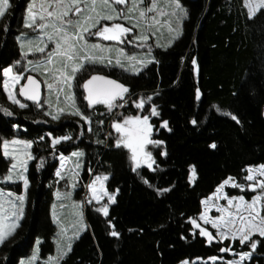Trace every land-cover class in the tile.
I'll return each mask as SVG.
<instances>
[{
    "label": "trees",
    "instance_id": "trees-1",
    "mask_svg": "<svg viewBox=\"0 0 264 264\" xmlns=\"http://www.w3.org/2000/svg\"><path fill=\"white\" fill-rule=\"evenodd\" d=\"M28 1L9 0L10 7L0 19V69L22 56L45 58L35 48L22 51L16 39L29 30L24 23ZM151 1L144 0V5ZM182 2L186 7L182 32L170 46L150 43L142 66L133 62L135 68L118 54L111 64L105 59L103 64L85 66L75 79V97L68 92L74 107L67 96L55 92L59 101L45 99L44 108L30 103L20 108L7 99L0 85V141L14 134L25 136L33 140L36 158L27 173L24 218L13 240L0 245V264H17L37 237L41 257L54 252L52 206L56 189L64 181L56 175L57 155L78 149L82 155L77 170L84 181L87 169L109 172L106 188L115 193V202L108 206V216L94 204H85L87 228L71 242V251L59 264H179L184 260L209 264L204 260L210 256L227 257L219 254L222 242L208 243L191 221L201 214L202 200L225 179L232 177L243 184L246 167L264 163V7L250 18L243 0ZM116 56L123 67L115 64ZM93 71L124 82L129 89L126 98L142 97L156 108L159 115L152 117L153 138L162 143L152 150V168L141 166L133 171L127 149L115 146L110 120L117 107L111 111L104 103L88 107L80 85ZM58 109L64 111L53 120L51 114ZM76 109L81 115L71 114ZM164 121L166 128L161 126ZM47 132L70 139L62 140L55 149ZM213 143L214 149L210 147ZM7 166L0 144V174ZM78 182L76 193L82 198L84 183L82 179ZM2 185L18 191L21 184ZM226 190L231 195L253 193L231 186ZM113 230L118 237L110 234ZM252 240L259 243L248 264H264V237L255 235ZM250 243L241 245L237 239L230 247L233 252L251 251Z\"/></svg>",
    "mask_w": 264,
    "mask_h": 264
},
{
    "label": "snow or ice",
    "instance_id": "snow-or-ice-1",
    "mask_svg": "<svg viewBox=\"0 0 264 264\" xmlns=\"http://www.w3.org/2000/svg\"><path fill=\"white\" fill-rule=\"evenodd\" d=\"M174 6L180 12H183V8L179 4V0H173ZM144 4V0H49L47 5H42L43 14H38L34 12L35 3L31 4L28 8V22L27 27H37L38 29L45 31V36L47 40L54 44V48L47 50V44H44L43 40L39 41V44H44L43 47L37 45L35 51L44 54L45 58L43 60H38L35 64L29 61L31 65L30 69L26 71H34L39 73L41 69H45V75L51 76L54 80V83H47L45 86L47 89L56 92H62L63 86L66 85L69 89L72 87V81L76 78V74L84 67L85 63H104L106 59V53L110 52L111 49L106 46H101L100 44H89L88 37H99L105 41H115L117 43H132V40H128L129 34L132 32V28L137 27L142 23H147L149 27L158 23L155 16L148 17V13L157 12V7L155 4H150L145 7H141ZM114 5H129L126 8L117 9ZM10 7L9 0H0V18L4 17L7 9ZM48 8L52 10L49 11ZM60 10L59 12L57 10ZM249 17L251 18L254 9L249 5L248 8ZM172 15H177L176 12H173ZM102 20L114 21V20H135L132 28L125 27L121 23H113L111 25L101 24ZM40 21V23H37ZM50 31H47L49 30ZM95 29V31H93ZM147 35H137L134 37L135 41H147ZM31 50V49H30ZM27 55V53H25ZM120 56H124L123 50L119 51ZM129 63L135 64L137 62L135 57H125ZM59 60L62 63V69L60 70L59 76L55 73H52L46 69L47 65L53 64L55 61ZM78 61V62H77ZM107 63L111 64L112 60L108 59ZM143 63V62H139ZM195 63V61H193ZM20 61H15L13 66L0 69V76H3L5 79L0 81L3 91L7 94L8 99L13 103L17 104L20 108L28 107L27 104L22 103L20 100L16 99L13 95V89L22 79H26V85L20 87L19 95L25 97L27 100L33 101L37 107H42L40 100L38 98V89L41 81H38L35 77L28 75L24 76L23 73H15L13 68L15 65H19ZM117 66L123 67L121 60L118 58L115 61ZM71 66V74H68V69ZM102 81L106 87H90L93 85L94 81ZM28 85L33 86L32 92L29 93L26 91ZM83 87L88 95L85 99L88 101V107H92L95 103H104L111 111L114 107H120L122 105H117L114 102L117 99H123V93H127L129 89L111 79H105L100 76H92L88 79L83 85ZM59 95H57V101H59ZM68 100H72L74 107V98L72 96L66 97ZM150 100L151 97H148ZM137 108H143L144 101H140L135 105ZM11 115L7 109H3ZM63 109H58L56 114H51L53 120H58L60 114L63 113ZM71 114L81 115L79 109H76ZM151 114L153 116H158L155 107L151 108ZM230 115V114H226ZM87 120V117H83ZM231 119L239 123V119L235 115H231ZM193 124H196V121H192ZM162 127H167V121H164L161 125ZM112 127L115 129L120 136L116 140L115 146L117 148L123 146L131 152L130 160L133 162L134 167L133 171L140 168L142 163L146 164L148 168H152V165L155 163V160L152 159L151 153H145L144 147L146 144L157 145L162 143L160 141H153L149 139V131L151 125L149 124V119L147 116L141 118L140 116L136 117H127L122 122L114 123ZM40 139H43L41 137ZM70 137H59L52 140V145L61 143L62 140H68ZM0 144L3 146L4 157L10 159H15L13 153L9 151L10 144L12 146H19L20 149H23L25 152L27 149L32 147L31 141H0ZM211 148H216V144L213 143L210 145ZM166 155V153H164ZM73 156H80L82 153L74 152ZM29 159H36L35 157L29 154ZM150 161V162H149ZM23 166V165H21ZM42 166V165H41ZM17 169V164H11L9 168L10 173H15ZM192 179H195V167L191 168ZM248 175L245 177V180L254 182L248 185V189L252 192H256L257 189L261 191L259 194L254 195L252 200L246 201L243 196L229 198L223 196L227 200L228 208L220 207L216 205L217 210L222 213L221 217L218 219L209 220L206 215L202 216L201 219L204 220L205 224L211 223V226L217 229V234L221 240L223 239H239L240 244L244 245L245 243L251 241L248 245L251 248L250 252H245L240 255V261L251 258L253 252L256 251L259 241L252 240L253 234H259V236L264 237V217L260 215L259 206L261 201L264 200V179H258V177H264V165H261L257 168L247 169ZM57 176H60V172L56 173ZM0 179H6L7 181H12V175L5 177H0ZM20 179L24 180L25 189L27 188L28 181L23 175L20 176ZM108 177H96L92 185L89 187L93 192V199H98L96 195L95 184L97 181L107 180ZM147 183V181H145ZM231 185L233 188H240L241 191H244V187L240 184H237L232 177H229L223 181V183L216 189V199H219L222 194V190L225 185ZM162 191H169V189H163ZM11 196V193L8 194ZM104 195H108L107 192ZM58 198L60 195L58 194ZM109 201L114 203L115 197L109 196ZM16 201L19 203H13L12 216L14 220L11 225L8 227L0 228V243H3L15 229L19 226V220L23 217V202L25 200V195L16 196ZM206 207L208 201L204 202ZM234 209L229 211V209ZM97 211L103 212L105 216H108V207L105 205L103 208L97 209ZM226 214V215H225ZM191 223L200 228V225L197 224L196 220L193 219ZM111 224V221H109ZM114 227V226H113ZM83 228L79 229L77 232V237L79 231H82ZM114 237H118L119 233L113 230L110 233ZM200 234L208 237L209 242L214 238L211 233L206 229L200 228ZM63 238V231L60 234ZM59 247V257H50L49 264H59V260L63 256L67 255V252L71 251V243H67L65 247ZM220 251H231L230 248H222ZM38 254V249H37ZM37 257L34 255L26 264H34V261ZM215 259V258H213ZM25 264V262H22ZM184 264H188L187 261ZM229 264H239V261L229 262Z\"/></svg>",
    "mask_w": 264,
    "mask_h": 264
},
{
    "label": "rangeland",
    "instance_id": "rangeland-1",
    "mask_svg": "<svg viewBox=\"0 0 264 264\" xmlns=\"http://www.w3.org/2000/svg\"><path fill=\"white\" fill-rule=\"evenodd\" d=\"M243 1H244V4L246 6L247 11H248L249 5L252 6V8L254 9L252 16L260 8L264 7V0H243ZM34 3H35V8L33 9L34 12L38 13V14H43V9L41 6L47 5L49 3V0H34ZM31 4H33V0H29L27 2L25 10H24V23H25V25L27 24L28 19H29L28 8ZM150 4L156 5L157 12L148 13V17L155 16L158 23L151 26V27H149V25L147 23H142V24L138 25L137 27L132 28V32L129 34V36L127 38L128 40H132L133 41L132 43H127V42L117 43L115 41H105L99 37H88V43L89 44H100L101 46H106V47L110 48L111 51L105 54L106 59H112L114 54L119 55V51L123 50L124 56L119 55L120 57H122L123 59H125V57H135L137 60V62H135V63L142 66V63H139V62L143 61V56L149 51V49L151 47L150 43H153V44L161 46V47L170 46L172 44L173 40L178 35H180V33L182 32V23H183L184 18L186 16V14H185L186 7L183 5L182 0H179V4L183 8V10H184L183 12H180L179 10H177L175 8L173 0H152ZM128 6L129 5H114V7L117 9L126 8ZM145 6L146 5L143 4L141 7L143 8ZM48 10L51 11L52 9L48 8ZM57 11L59 12L60 10L58 9ZM173 12H176L177 15H172ZM248 15H249V11H248ZM132 21H135V20H118V21L117 20H114V21L102 20L101 24L111 25L113 23H121L125 27H130V26L132 27L133 24H130V22H132ZM37 23H40V21H37ZM47 31H50V29ZM93 31H95V29H93ZM137 35H147L148 39H147V41H135L134 37H136ZM16 39H17L18 44L20 46V49L22 51H27V49H34L37 45L43 47L44 44H47V46H48V49H46V51L54 48V44L47 40V37L45 36V31H42L35 26L29 27L28 33L24 32V33H20V34L16 35ZM40 40H43L44 44H39ZM120 57L116 56L115 59H118ZM18 60L20 61V64L15 65L13 68V71L15 73H23L25 77H27L29 74H34V75L38 76L43 81V84L45 87V94L43 95V99L40 102L42 105V107H40V108L45 107L43 104V101L45 99H46V101H49L51 98L57 99V94L55 93L56 91L50 92L47 89V87L45 86V83H44L45 81L47 83H50V84L54 83V80L51 78V76L45 75V69H41V71L39 73L34 72V71H26V69L31 68L29 61H31L33 64H35L38 60H43V58L41 56H38L37 58L34 59V58H27V56H22ZM14 64L9 65V66H13ZM95 64H103V63H94V64L85 63L84 67L87 65H95ZM9 66H7V67H9ZM7 67H5V68H7ZM46 69L52 73H55L57 76H59L60 70L62 69V63L59 60H57L53 64L47 65ZM93 72H95V71H93ZM68 74L69 75L71 74V66L68 69ZM77 74H76V76H77ZM4 79L5 78L3 77V80ZM75 79L72 81L71 89H69L66 85H64L63 91L59 92V95H63V96L68 97L69 96L68 92L69 93L73 92V96L75 97V90H74L75 89ZM24 81H25V79H22L19 82V84L16 85L12 91H13V95L15 96L16 99L20 100L22 103L27 104L19 96V90H20V87L23 85ZM2 90H3V88H2ZM6 97H7V94H6ZM85 97H86V95H85ZM146 98L148 99V97H146ZM7 99H8V97H7ZM142 100L144 101L143 108H137L135 105L137 103H140V101H142ZM147 102H148V100H146L145 98L136 97V96H133L130 98H126L124 96L122 100L118 99L117 101L114 102L117 105H122L120 107H117L116 113L114 114V116L110 120V133L112 136H114L116 138V140L120 136V134L117 133L115 131V129L112 127V125L114 123L122 122L127 117L140 116L141 118H143L144 116H147L149 119V124L151 125V129L149 131V139L156 141L153 138V125H152V117L153 116L151 114L152 105L147 104ZM14 105H17V104H14ZM104 105H106V104H104ZM124 110H127L129 113H127V114L124 113L121 115L120 112H124ZM48 111H49L48 109H47V111L45 110V112H48ZM87 122H89L88 119H87ZM47 134L51 138V146L55 147V149H56V145L55 146L52 145V140L54 138H59V137H55L51 133H48V132H47ZM65 136H67V135H63L61 137H65ZM12 140H19V141H25V142L31 141L32 147L30 149H27V151L25 152L23 149H20L19 146H12L11 144L9 146V151L13 153V156L15 157V159H10L8 157H5L8 161V166H7V169L2 174H0V177L6 178L8 175H12L13 179H12V181H7L6 179H0V228L10 226L12 221L14 220V217L12 216V212H13L12 204L13 203H16V204L19 203L15 199L16 196H18V195H25V200L23 202V217H22V219L24 218L25 209L27 206V193H26L27 188L25 189L24 180L20 179V176L23 175V177L27 179L29 164L33 160V159H29L28 156L30 154L31 156L34 157L33 140L26 138L25 136L15 135V134L8 136V137H4L2 139V141H9V142ZM64 141H66V140H64ZM155 146L156 145H153V144H146L144 147V152L145 153H151L152 159H153L152 150ZM127 151L129 153V159H130L131 152L129 149H127ZM74 152H80V149L72 150L68 154H61L60 153L57 155L59 164H58L56 173L60 172L61 175L59 177L64 179V181H63L62 187L59 189H56L55 198H54L53 206H52L53 220H54V223L56 225L55 235L53 237L54 243H55L54 252L50 253L49 255H47L45 257H41L39 254V245H40L41 240L39 237H37L34 244H33V247L29 251V253L26 254L25 256L19 257L17 264H22V262H25V264H26V262L29 261L34 255L37 257L34 261V264H49V258L50 257H57V258L59 257L58 245L60 247H65L66 241H68V243L69 242L71 243L75 238H77L76 234H77L79 229L83 228L82 231H79L78 237L80 236L81 233H83L86 230V228H87V220H86V216H85V204L86 203L94 204L98 209L103 208L105 205H107V207H108L112 203L109 201L108 197L110 195L115 197V193L107 190L106 180L97 181L95 184L96 195H97L98 199H93V192H92V189L89 187L90 185H92V183L96 179V177L107 176L109 178L110 173L106 172L105 170L100 171V169L98 171H97V169L91 170V171L87 169V172L89 175H88L87 181H84L82 174H80V172L77 170L78 168L81 167L79 156L78 157L73 156L72 154ZM2 153H3V146H2ZM130 162L134 166V164L131 160H130ZM13 163L17 164V169H16L15 173H10L9 168L11 167V164H13ZM21 165H23V166H21ZM261 165H264V163L248 165L246 167V171L249 168H257ZM141 166H147V165L142 163ZM247 175H248V172H247L246 176ZM79 179H82L81 183H84L83 184V192H82L83 197L82 198H79L77 196V193H76V188L79 187V182H78ZM258 179H264V177H258ZM2 183L3 184H12V183L18 184L19 183V184H21L20 190L17 191L12 186H4V185H2ZM251 183H254V182H250V181L246 180L245 183L240 184V185H242L244 187V189L249 190L248 185ZM80 185H82V184H80ZM27 186H28V184H27ZM227 186H231V185L229 184V185L224 186V188L222 190L221 197L219 199L215 198L216 197V190H215V192H213L212 194H210L209 196H207L206 198L203 199L202 212L198 216V218L196 219V222H197V224L200 225V228H203V229H206L207 231H209L211 233V235L215 238V240H217L220 243L222 242L223 248H230L231 249L230 245L232 244V241H235V240H232V239L221 240L217 234V229L213 228L211 226V223L205 224L204 220H202L201 217L206 215V217L209 220L220 218L222 213L217 210L216 205H218L220 207H224V208L229 207L227 204V200H225L223 198V196H227L229 198L243 196L246 201L250 202L252 200V197L254 195L259 194V192L261 190L257 189V191L255 193L254 192L251 193L252 194L251 196H247L246 194H233V195H231V194L227 193V190H226ZM249 191H251V190H249ZM105 192H107L108 195H104ZM9 193H11V196L8 195ZM58 194L60 195V198H58ZM205 201H208L207 207L204 203ZM233 210L234 209H231V208L229 209V211H233ZM259 211H260V215L262 217H264V200L261 201V205L259 206ZM22 219H20L18 222L19 226L22 222ZM17 228L12 233V235H10L6 240H4L3 243H9L13 240V236H14ZM195 228L200 231V228H197V227H195ZM62 231H63V238H61V236H60ZM255 235H259V234L258 233L253 234V236H255ZM204 237H206V236H204ZM227 241L229 242V244L224 245L225 242H227ZM1 244L2 243H0V245ZM37 249H38V254H37ZM249 251L232 252V249H231V251H224L225 252L224 254L227 255L226 258H219L218 256H216V257H214L215 259L209 258L207 260H204V262H209V264H217V263L229 264V262L239 261V264H248L249 258L245 259L243 261H240V255L245 253V252H249ZM185 261L186 260L180 262L179 264H184ZM198 261H200V260H198ZM191 263H193V262H191ZM191 263L188 262V264H191Z\"/></svg>",
    "mask_w": 264,
    "mask_h": 264
},
{
    "label": "water",
    "instance_id": "water-1",
    "mask_svg": "<svg viewBox=\"0 0 264 264\" xmlns=\"http://www.w3.org/2000/svg\"><path fill=\"white\" fill-rule=\"evenodd\" d=\"M29 75L35 77L38 81H41L36 75H34V74H29ZM92 76H100V77H104L105 79H111V80H114V81H116V82H118V83H120V84L126 86L121 80H119V79H117V78H115V77H113V76H111V75H107V74H105V73H103V72H93V73L89 74L88 77L86 78V80L84 81V83H85L88 79H90ZM26 83H27V81H26V79H25L23 85H26ZM84 83H83V84H84ZM23 85H22V86H23ZM90 87H106V85H104L102 81H99V80H98V81H94V82H93V85H91ZM32 89H33V86L28 85L27 88H26V91L29 92V93H31V92H32ZM84 91H85L86 96H87V95H88L87 91H86L85 89H84ZM19 92H20V90H19ZM38 93H39L38 98H39V100H40V102H41L42 99H43V95H44V85H43L42 81H41V83H40V85H39ZM20 98H21L22 100H24L25 102H27V103L35 104V103H33V101H31V100H27V99H25V97H23V96H20ZM87 102H88V101H87ZM95 104H96V103H95ZM95 104H94V105H95ZM212 237H213V236H212ZM213 238H214V237H213ZM214 239H215V238H214ZM214 239H213V240H214ZM213 240H212L211 242H213ZM207 242L210 243L208 239H207ZM224 253H225V252H221V251L219 252V254H224Z\"/></svg>",
    "mask_w": 264,
    "mask_h": 264
},
{
    "label": "flooded vegetation",
    "instance_id": "flooded-vegetation-1",
    "mask_svg": "<svg viewBox=\"0 0 264 264\" xmlns=\"http://www.w3.org/2000/svg\"><path fill=\"white\" fill-rule=\"evenodd\" d=\"M244 5H245V4H244ZM246 10H247V9H246ZM247 12H248V11H247ZM105 74H106V73H105ZM107 75H108V74H107ZM113 77H114V76H113ZM115 78H116V77H115ZM123 83H124V82H123ZM124 84H125V83H124ZM125 85H126V84H125ZM126 87H127V85H126ZM127 88H128V87H127ZM126 94H127V93H123V97L126 96ZM152 116H153V115H152ZM206 238H207V237H206ZM213 243H219V242H218L217 240L214 239V240H213ZM222 248H223V247H222ZM222 248H221V249H222ZM221 252H222V251H221ZM232 252H233V251H232Z\"/></svg>",
    "mask_w": 264,
    "mask_h": 264
},
{
    "label": "bare ground",
    "instance_id": "bare-ground-1",
    "mask_svg": "<svg viewBox=\"0 0 264 264\" xmlns=\"http://www.w3.org/2000/svg\"><path fill=\"white\" fill-rule=\"evenodd\" d=\"M209 258L212 259V258H214V256H210ZM188 262H189V261H188ZM189 263H191V262H189ZM191 264H193V263H191Z\"/></svg>",
    "mask_w": 264,
    "mask_h": 264
},
{
    "label": "crops",
    "instance_id": "crops-1",
    "mask_svg": "<svg viewBox=\"0 0 264 264\" xmlns=\"http://www.w3.org/2000/svg\"><path fill=\"white\" fill-rule=\"evenodd\" d=\"M206 198V197H205ZM202 202H203V200H202Z\"/></svg>",
    "mask_w": 264,
    "mask_h": 264
}]
</instances>
